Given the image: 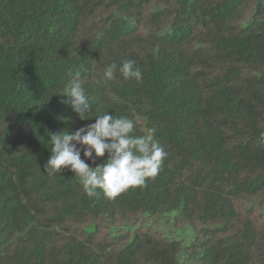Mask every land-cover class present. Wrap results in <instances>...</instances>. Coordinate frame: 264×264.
I'll list each match as a JSON object with an SVG mask.
<instances>
[{
	"label": "trees",
	"instance_id": "1",
	"mask_svg": "<svg viewBox=\"0 0 264 264\" xmlns=\"http://www.w3.org/2000/svg\"><path fill=\"white\" fill-rule=\"evenodd\" d=\"M126 59L141 82L103 79ZM105 112L167 152L114 199L44 169ZM0 264H264V0H0Z\"/></svg>",
	"mask_w": 264,
	"mask_h": 264
},
{
	"label": "clouds",
	"instance_id": "2",
	"mask_svg": "<svg viewBox=\"0 0 264 264\" xmlns=\"http://www.w3.org/2000/svg\"><path fill=\"white\" fill-rule=\"evenodd\" d=\"M117 72L125 80L141 82L143 79L134 59L107 65L103 79L114 81ZM69 75L70 81L58 95L67 98L62 103L70 104L81 121L88 120L92 104L86 95L85 78L79 70ZM134 130L132 119L105 112L96 116L94 123L72 133L51 134V155L44 166L45 172L55 175L64 169L70 170L90 198L97 196L98 190L106 198L114 199L130 188L146 187L147 180L155 179L161 171L167 152L156 139V128H147L143 135H133ZM106 154L103 164H97V159Z\"/></svg>",
	"mask_w": 264,
	"mask_h": 264
}]
</instances>
